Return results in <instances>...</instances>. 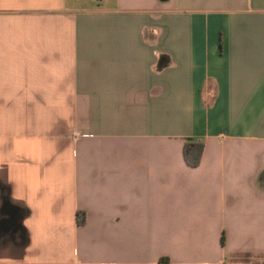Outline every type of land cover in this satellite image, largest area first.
<instances>
[{"label":"crops","instance_id":"crops-1","mask_svg":"<svg viewBox=\"0 0 264 264\" xmlns=\"http://www.w3.org/2000/svg\"><path fill=\"white\" fill-rule=\"evenodd\" d=\"M162 258L264 264V0H0V264Z\"/></svg>","mask_w":264,"mask_h":264},{"label":"trees","instance_id":"trees-1","mask_svg":"<svg viewBox=\"0 0 264 264\" xmlns=\"http://www.w3.org/2000/svg\"><path fill=\"white\" fill-rule=\"evenodd\" d=\"M204 151V144L201 142H194L191 139H188L184 146V158L186 163L190 167H198L201 163L202 154ZM79 215V214H78ZM84 220H80L79 223H83ZM166 263H164V259L160 260L161 264H168V259H165Z\"/></svg>","mask_w":264,"mask_h":264}]
</instances>
